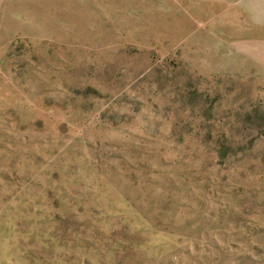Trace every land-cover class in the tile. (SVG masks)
<instances>
[{
	"label": "rangeland",
	"instance_id": "1",
	"mask_svg": "<svg viewBox=\"0 0 264 264\" xmlns=\"http://www.w3.org/2000/svg\"><path fill=\"white\" fill-rule=\"evenodd\" d=\"M0 264H264V0H0Z\"/></svg>",
	"mask_w": 264,
	"mask_h": 264
}]
</instances>
